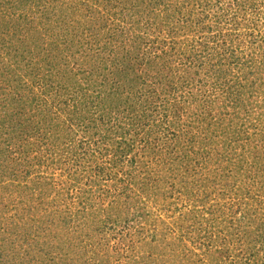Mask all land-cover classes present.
Returning a JSON list of instances; mask_svg holds the SVG:
<instances>
[{
	"label": "rangeland",
	"instance_id": "rangeland-1",
	"mask_svg": "<svg viewBox=\"0 0 264 264\" xmlns=\"http://www.w3.org/2000/svg\"><path fill=\"white\" fill-rule=\"evenodd\" d=\"M0 264H264V0H0Z\"/></svg>",
	"mask_w": 264,
	"mask_h": 264
},
{
	"label": "trees",
	"instance_id": "trees-1",
	"mask_svg": "<svg viewBox=\"0 0 264 264\" xmlns=\"http://www.w3.org/2000/svg\"><path fill=\"white\" fill-rule=\"evenodd\" d=\"M103 47H104V48H107V43H105ZM100 48L102 49V47H100ZM104 48H103L102 50H104ZM87 75H89V77H92V76L90 75L89 72L87 73ZM89 77H88V78H89ZM14 129H16V128H14ZM6 141H7L8 143H10V142L12 141V138L7 139ZM6 141H5V142H6Z\"/></svg>",
	"mask_w": 264,
	"mask_h": 264
}]
</instances>
